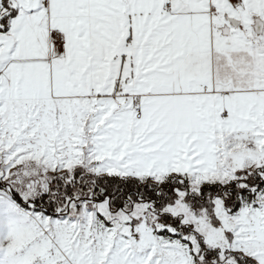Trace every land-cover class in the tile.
<instances>
[{"label": "snow or ice", "instance_id": "obj_1", "mask_svg": "<svg viewBox=\"0 0 264 264\" xmlns=\"http://www.w3.org/2000/svg\"><path fill=\"white\" fill-rule=\"evenodd\" d=\"M0 264H264V0H0Z\"/></svg>", "mask_w": 264, "mask_h": 264}]
</instances>
